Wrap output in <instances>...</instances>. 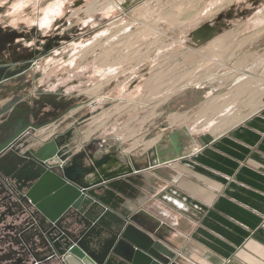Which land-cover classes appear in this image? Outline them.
I'll use <instances>...</instances> for the list:
<instances>
[{
    "label": "crops",
    "instance_id": "1",
    "mask_svg": "<svg viewBox=\"0 0 264 264\" xmlns=\"http://www.w3.org/2000/svg\"><path fill=\"white\" fill-rule=\"evenodd\" d=\"M26 1L0 0V112L7 111L0 123L15 110L32 111L37 121H52L64 111L54 101L55 108H42L52 99L71 108L57 123L26 135L27 148H31L40 143L43 134L57 132V126L84 110L82 103L78 107L72 103L87 95L82 90L95 80H91L90 62L75 73L80 47L74 43L65 44L71 53L61 64L65 71L59 77L58 34L43 30L41 18L32 13L13 12ZM81 48L84 55L98 50V57L102 50L101 46ZM96 71L98 77L106 72L100 66ZM199 81L194 87L207 88V94L197 96L192 107L180 113L171 106L184 80L169 82L173 90L164 91L163 99L166 125L160 139L145 148L132 145L127 149L121 142L115 144L118 138L111 145H104L109 140H91L88 147L100 143L110 151L114 148L119 157L139 169L109 182L98 196L114 215L126 213L128 205L130 213L144 210L158 220L161 242L175 264H264V80L256 87L259 95L253 104L243 98L235 110L233 102L227 103L220 119L217 105H213L224 101L217 99L219 80L210 76ZM76 134L75 130L74 140ZM86 143L75 154L86 149Z\"/></svg>",
    "mask_w": 264,
    "mask_h": 264
},
{
    "label": "rangeland",
    "instance_id": "2",
    "mask_svg": "<svg viewBox=\"0 0 264 264\" xmlns=\"http://www.w3.org/2000/svg\"><path fill=\"white\" fill-rule=\"evenodd\" d=\"M13 12L32 13L41 18L43 30L58 34L59 77L71 53L66 43L80 47L75 73L90 62L95 81L82 90L87 95L72 103H82L84 110L57 126L58 131L75 126L69 150L73 155L84 140L83 152L107 147H88L95 139L111 145L118 138L115 144L121 142L127 149L145 148L160 139L166 125L164 91L172 89L170 81L184 80L171 106L180 113L192 107L197 96L207 94V88L194 87L200 79L217 78V99L224 101L212 102L220 119L227 103L233 102L235 110L243 98L253 104L259 95L256 87L264 80V0H28ZM99 33L105 35L99 39ZM82 46H101L102 54L98 57L97 50L84 55ZM97 66L106 71L99 77Z\"/></svg>",
    "mask_w": 264,
    "mask_h": 264
},
{
    "label": "water",
    "instance_id": "3",
    "mask_svg": "<svg viewBox=\"0 0 264 264\" xmlns=\"http://www.w3.org/2000/svg\"><path fill=\"white\" fill-rule=\"evenodd\" d=\"M53 101L64 111L52 121H37L32 111L15 110L0 123V208L14 214L15 223L37 224L35 233L21 237L25 247H33V260L37 264H175L161 242L158 220L144 210L130 213L128 205L126 213L114 215L98 196L109 182L139 171L135 164L107 147L71 154L75 126L27 148L26 135L57 123L71 110L55 99L42 108H55Z\"/></svg>",
    "mask_w": 264,
    "mask_h": 264
},
{
    "label": "flooded vegetation",
    "instance_id": "4",
    "mask_svg": "<svg viewBox=\"0 0 264 264\" xmlns=\"http://www.w3.org/2000/svg\"><path fill=\"white\" fill-rule=\"evenodd\" d=\"M41 142L37 145H40ZM13 216L14 214H9L6 208H0V264H37L32 258L35 253L33 247H25L21 238L26 233H35L37 224L32 222L26 225L15 223ZM8 217L12 218V222H7ZM41 258L39 256L36 259L40 260Z\"/></svg>",
    "mask_w": 264,
    "mask_h": 264
},
{
    "label": "built area",
    "instance_id": "5",
    "mask_svg": "<svg viewBox=\"0 0 264 264\" xmlns=\"http://www.w3.org/2000/svg\"><path fill=\"white\" fill-rule=\"evenodd\" d=\"M54 135H55V132H52V133L48 134V135H47L48 137H46L44 140H45V141L50 140ZM45 141H43V142H45ZM85 141H86V140H84V142L82 143V145L85 143Z\"/></svg>",
    "mask_w": 264,
    "mask_h": 264
},
{
    "label": "bare ground",
    "instance_id": "6",
    "mask_svg": "<svg viewBox=\"0 0 264 264\" xmlns=\"http://www.w3.org/2000/svg\"><path fill=\"white\" fill-rule=\"evenodd\" d=\"M226 97H228V95L226 96ZM226 99V98H225ZM229 99V98H228ZM227 100V99H226Z\"/></svg>",
    "mask_w": 264,
    "mask_h": 264
}]
</instances>
